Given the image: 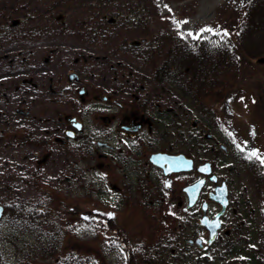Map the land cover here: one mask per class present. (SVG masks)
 <instances>
[{"label":"rangeland","instance_id":"rangeland-1","mask_svg":"<svg viewBox=\"0 0 264 264\" xmlns=\"http://www.w3.org/2000/svg\"><path fill=\"white\" fill-rule=\"evenodd\" d=\"M90 2L93 7L97 4L96 0ZM243 2L244 0H158L165 13L180 19L179 28L182 31L196 32L205 28L213 30L221 19L241 13ZM101 4L104 5L100 2ZM119 7L121 6L117 4H109L104 6V10H117ZM53 13L64 21L72 20L76 15L72 5L65 3L64 0H0V22L10 17L22 20L25 14H32L35 22L41 23L45 22V16ZM123 34L131 38H138L142 35L135 28L124 29ZM116 43L117 37L115 36L109 43H88L65 34H44L38 37H20L0 41L1 204L22 199L36 202L35 200L39 197L38 192L27 185L21 177L19 167L23 153L16 140L9 136V134L21 131L22 126L25 125V119L14 112L15 107L27 109L33 114H38V110L42 107L62 106L68 107L70 112L77 110L75 93L72 104L65 105V100H61V98L65 99L64 84L67 72L71 70L77 71L87 81V88L90 90H100L106 93L138 90L140 86L150 93L170 90L165 86L154 85L151 80L152 70L162 60L164 49L152 51L149 61L141 62L117 49ZM30 76L36 82V87L21 82V78ZM71 91H73L72 88ZM214 108L225 126L241 143L245 144L249 150L259 146L264 153V60L253 59L249 64L244 65L238 82L228 99L217 101ZM194 116H197V112L192 110L186 123ZM43 122L39 120L42 127L46 125H43ZM203 124L204 122L200 121L197 126ZM186 129L189 130L187 126ZM220 167L219 172L226 174L225 167L223 165ZM253 173L258 174L259 172L250 170L249 173H242L240 180L249 185ZM231 188V193L236 197L239 188L233 183ZM258 195L252 192L247 195L249 204L247 203L246 206L250 205L253 221L248 222L247 227H242L245 228L244 232L252 228L258 230L262 225L264 190ZM78 206L80 210H94L93 204L79 203ZM137 214L135 219L127 223L133 242L137 240L140 233L143 235L149 229L147 227L141 230L140 227L142 216H149V213L137 212ZM128 220L127 217L124 218V221ZM68 227L64 226L65 229ZM56 230L62 233V227ZM68 231L71 232V226ZM74 231L73 237L63 238L64 241L60 243L58 253L44 256L38 251L35 230L16 229L7 218H0L2 258L5 264H22L24 260L31 258L34 259L33 264H59L60 259L57 260V256L62 258L75 247L79 249L78 240H83L89 236V233H93L81 227H74ZM237 236L234 234V238ZM93 242L103 255L100 236H93ZM34 247L36 252H32ZM125 252V250L121 251L123 258L114 252L106 255L105 260L108 264H148V261L144 262L141 258L138 260V256L126 261ZM242 254L237 253L226 258H218L211 264H240V260L245 258ZM98 260L104 262V259Z\"/></svg>","mask_w":264,"mask_h":264},{"label":"flooded vegetation","instance_id":"flooded-vegetation-1","mask_svg":"<svg viewBox=\"0 0 264 264\" xmlns=\"http://www.w3.org/2000/svg\"><path fill=\"white\" fill-rule=\"evenodd\" d=\"M80 86L82 83H77L75 89ZM65 88L66 97L61 100L70 105L75 96L69 87ZM75 93L78 108L72 113L68 107L54 106L42 107L38 114L23 116L27 128L22 131L23 138L19 142L23 153L19 167L21 177L32 188L35 181L44 184L45 187L38 188V191L46 196L52 193L54 199L68 210L75 204L76 178H82L89 189L90 184L98 185L95 190L100 200L98 205L105 212L104 243L110 251L122 247L119 243L122 242L121 235L117 233L122 232L124 212H151L153 219L173 218L174 230L163 225V230L154 229L152 235L147 233V236L150 235L152 242L156 237L159 241L157 250L153 243L151 245L153 255L166 251L169 241L174 238L175 246L169 249L174 254L181 247L176 240L180 236L179 230L185 229L186 221L200 226L198 217L202 202L220 182L218 178L210 180L209 174L195 169L197 164L206 160L204 153L214 167L217 166V139H208L215 147L204 146L201 130L188 132L185 129L186 103L178 92L130 90L102 93L88 89L82 94ZM72 117L83 123L82 129L73 126ZM39 120L46 125L42 127ZM155 153H184L193 158L195 168L165 173L163 167L151 161L150 157ZM97 169L99 175L94 176ZM230 175L227 184H235V172ZM200 177L205 178L204 184L189 205L184 187ZM219 207L209 201L208 215L213 216ZM234 207H230L227 220L226 213L221 218L218 240L214 244L215 255L219 254L218 249L228 252L231 244L225 228L233 231L244 223L236 221Z\"/></svg>","mask_w":264,"mask_h":264},{"label":"trees","instance_id":"trees-1","mask_svg":"<svg viewBox=\"0 0 264 264\" xmlns=\"http://www.w3.org/2000/svg\"><path fill=\"white\" fill-rule=\"evenodd\" d=\"M72 5L76 15L63 21L55 13L45 16V22L24 21L9 18L0 23V40L25 35L66 33L90 43L108 42L112 36L120 37L117 47L142 60L150 52L166 45L164 58L153 75L166 80L187 98L199 102L202 108L220 100L236 83L240 71L254 57L264 58V0H245L242 15L226 19L217 32L188 35L175 29L176 21L163 14L156 0H64ZM119 1L122 3L118 4ZM101 3H104L100 5ZM117 4V10H104L106 5ZM98 9V10H96ZM57 13V11H56ZM81 13V14H80ZM34 18V17H33ZM42 19V18H41ZM29 23L32 26H28ZM111 29L108 30V26ZM135 28L147 39V43L132 45L122 37L121 29ZM227 32L228 35H224ZM32 211L20 204L5 207V216L18 229ZM1 234V233H0ZM1 237V235H0ZM48 247L53 244L47 243ZM48 252H53L49 248ZM33 259L24 260L31 264ZM0 264H3L0 250ZM61 264H85L82 258H65Z\"/></svg>","mask_w":264,"mask_h":264},{"label":"snow or ice","instance_id":"snow-or-ice-1","mask_svg":"<svg viewBox=\"0 0 264 264\" xmlns=\"http://www.w3.org/2000/svg\"><path fill=\"white\" fill-rule=\"evenodd\" d=\"M210 32V31H212V29H210V28H205V29H201V32ZM188 35H193L192 33H188ZM224 35H228V33L227 32H225L224 33ZM194 38H198V34H197V36H195ZM251 156H256V152L255 151H253L252 153H251ZM262 163H264V160H262L261 161ZM202 183V182H201Z\"/></svg>","mask_w":264,"mask_h":264},{"label":"water","instance_id":"water-1","mask_svg":"<svg viewBox=\"0 0 264 264\" xmlns=\"http://www.w3.org/2000/svg\"><path fill=\"white\" fill-rule=\"evenodd\" d=\"M0 209H1V206H0Z\"/></svg>","mask_w":264,"mask_h":264}]
</instances>
